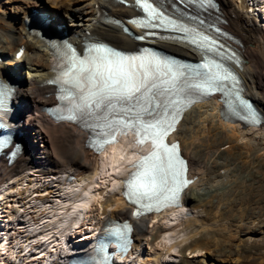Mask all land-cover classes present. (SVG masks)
<instances>
[{"label":"bare ground","instance_id":"obj_1","mask_svg":"<svg viewBox=\"0 0 264 264\" xmlns=\"http://www.w3.org/2000/svg\"><path fill=\"white\" fill-rule=\"evenodd\" d=\"M213 1L222 20L221 28L232 37L229 41L237 55L232 67L240 93L254 106L259 121L253 125L230 119L217 95L188 105L167 140H178L180 153L187 162V176L192 180L182 189L177 206L167 204L159 212L130 218L131 205L120 195L121 181L140 155L149 150V144H137L134 134L128 131L127 135L117 133L113 142L93 152L85 147L86 132L72 124L49 119L42 109L54 103L55 89L49 84L55 78L51 69L54 49L48 39L29 33V15L41 13L50 39L64 34L75 44L102 41L121 50L148 44L190 60L199 59V51L175 37L144 36L146 42L141 43L129 36L124 27L132 34L141 33L128 20L136 14L132 8L134 0H0V78L9 84L12 100L20 106L19 153L10 163L0 158V199L10 187V178L25 170L58 177L49 182L56 196L51 202L48 221L45 217L29 222L16 234H11L5 226L0 227V261L6 263L14 256V249L22 246L27 251L17 255L16 264H46L56 255L65 256L87 247L97 228L106 220L117 218H128L132 223L130 248L123 264H132L133 260L136 264H193L184 256L185 252H207L210 247H213L210 257L198 264L242 261L255 264L264 257V213H249L247 221L241 223L234 212L245 197L248 202V196L264 186V28L248 13L251 6L247 7L245 0ZM250 3L258 5L255 13L264 18V0H250ZM20 45L24 47L23 54L14 58ZM64 172L74 178L73 185L58 176ZM33 182L30 180L29 184ZM104 193L115 195L103 202V214L107 213V206L113 207L112 212L105 221L94 215L97 220L90 224V230L86 221H91V212L96 210ZM181 205L195 209L202 216L182 218L181 207L176 208ZM258 206L255 207L262 208ZM227 214L231 219L227 223V243L224 239L223 245L219 236L228 220L225 221ZM156 217L159 223H152L151 219ZM253 217L255 220L251 221ZM173 220H178L183 229L179 240L169 247L165 235L173 231L167 227ZM85 233L88 235L84 236ZM148 237L151 251L142 256L140 246ZM159 237L163 239L158 241ZM159 244L162 248H158ZM171 251L177 260L168 263L162 254ZM178 251L184 256L180 261Z\"/></svg>","mask_w":264,"mask_h":264},{"label":"snow or ice","instance_id":"obj_2","mask_svg":"<svg viewBox=\"0 0 264 264\" xmlns=\"http://www.w3.org/2000/svg\"><path fill=\"white\" fill-rule=\"evenodd\" d=\"M146 6L156 15L155 9ZM137 59H141L139 64L135 63ZM80 71L88 95L76 106L77 112L95 117L99 121L97 127L102 134L110 135L112 141L117 132L127 135L130 130L136 135L137 144L142 146L151 141L152 152L135 164L137 171L128 183L132 194L151 199L171 190L169 181L177 180L184 171L178 146L165 143V137L174 130L173 123L167 119L168 105L179 104L175 97L182 91L176 87L178 75H171V86L164 87L158 62L127 59L116 53L96 57L87 66L81 62ZM168 73L171 74V69ZM176 191L179 189L173 191V196Z\"/></svg>","mask_w":264,"mask_h":264},{"label":"rangeland","instance_id":"obj_3","mask_svg":"<svg viewBox=\"0 0 264 264\" xmlns=\"http://www.w3.org/2000/svg\"><path fill=\"white\" fill-rule=\"evenodd\" d=\"M245 2H246V0H245ZM246 5H247V7L249 6L247 4V2H246ZM247 11H248V13L250 12L251 15L254 16L256 24L261 26L262 28H264V18H263V16L260 17L254 11H252L249 7L247 8ZM172 54L177 55L176 53H172ZM191 136L194 137V134H192ZM28 171L29 172H27L25 170V172H23V173H21L19 175H16V176H18L17 178H15L16 176L15 177L13 176L12 178H10V180H9L10 181V187L6 188L7 189V190H5L6 195H4V197H2V200L0 199V215H1L0 219H2V221H0V223H1L0 227H4L5 226V228H7L8 231L11 234L18 233V231L22 230V228L24 226H26V224L29 223V222H38L40 220H43L45 217H47V219L45 221H48L49 220L48 214H49V212L51 210V207L53 206V205L51 206V204H52L51 202L56 196V193L51 191L52 187L49 185V182H50V180H54L55 178L57 179L58 178L57 176H55V175L54 176L53 175H41V174H38L35 171L33 172V170L31 171V169H29ZM64 174L68 175L69 173H67V172L66 173L65 172L64 173H60V174H58V176L64 177L65 176ZM53 177H55V178H53ZM73 179L74 178L70 179L69 182H73L74 181ZM30 180H34L32 185L29 184ZM54 183L55 182H53V184ZM73 184H74V182L72 183V185ZM29 185H30V189L27 190L28 191L27 192L26 189L29 187ZM45 187H47V188H45ZM263 188H264V186L261 187V189L259 188V189H256L255 191H253V193L248 196L249 197L248 202H247V198L245 197V199L243 201H241L240 204H238L236 206V211H234V212H235V214H237V216H236L237 217V221L242 223L244 220L247 219V217H248L247 214H249V213H251V214H253L254 212L255 213L257 212V214L260 213V212L262 214L264 213L263 212L264 211V206H263V204H264V196H263L264 193H262V191H261V190H263V192H264ZM46 189L48 191L50 190V192H48ZM189 190L190 189H187V192H189ZM22 191L23 192L25 191L26 193L24 192L21 195L20 193ZM110 195L115 196L114 194L104 193L103 196L100 197L99 204L97 203V206H96V210L93 209V211L91 212L92 215L90 214L91 217H92L91 221H89V220L86 221V222H88V225H87L88 229L91 230V228H92L91 225L94 224L96 222V220H97V219L94 218V215L99 220H104L105 221L107 218H109L108 215H109L110 212H112V208L113 207L112 206H110V207L107 206L105 208L107 210L106 211L107 213H105V214H107V215H105V214H103V212H104L103 211L104 210L103 209V202L105 201L106 198H108V196L110 197ZM251 198H253V199H251ZM250 199H251V201L253 200L252 204H251ZM258 200L259 201L261 200L263 204L261 203V201L259 202ZM254 204H255V206L256 205L257 206L260 205V206H262V208L261 207H260L261 209L258 208L259 206L255 207ZM251 205H253V206H251ZM176 208L182 209V212L184 213V215L182 214L183 216H181L182 218L186 217V216L188 218H193L195 216H202V214L199 213V212L197 213V211L195 209H192V208H190L188 206H185V205H181V206H178ZM96 211H97V213H96ZM1 212H2L3 216L1 214ZM229 219H231V215H230V218H229V214H227V218H225V221L227 220V222H226L225 225L222 226V229L224 230V233H223V230H222L221 233H220V236H219L223 240V245H224V239H225V242L227 240V231H228V228H229V224H227V223L230 221ZM117 220H120V218H117ZM151 220L152 221L154 220L152 223H155V224L159 223L157 217L156 218H152ZM250 220L251 221L255 220V218L253 217ZM167 227H169L168 229L171 228V230H173L172 232H170L168 234L169 236L165 235V236H167L166 237L167 239H166L165 242L167 243V245L169 247H171L173 244H175L179 240L178 238H179L180 235H182L181 229H183V227H182V224L178 220L169 221ZM178 232H179V234L177 235ZM224 234H226V237H225ZM85 235H88V233H85L84 236ZM163 236H161V237H163ZM161 237L158 238V241L163 239V238L161 239ZM150 242H151V238H149V237L146 240L142 241L141 246H140L141 252H142V256L147 255L151 251V246L149 244ZM158 248H162L161 244H159ZM163 248H164V246H163ZM211 248L213 249V247H210V249ZM210 249L207 252L206 251L197 252V253L185 252L184 256L187 257V259H189L190 261H193V264H196V263L198 264V263H200L201 259H203V258L205 259V258H209L210 257V254H211L210 253ZM174 252H176V251H174ZM177 253H178V254H176L177 258L180 261L181 259H183L184 256H182L183 254L179 253V251ZM262 258L264 259L263 255L257 261H255L256 262L255 264H262V263L264 264V262H263L264 260ZM224 259L227 260V258H225V257H224ZM247 262H249V261H242V263L241 262H238V263L239 264H249V263L252 264L251 262H249V263H247Z\"/></svg>","mask_w":264,"mask_h":264}]
</instances>
